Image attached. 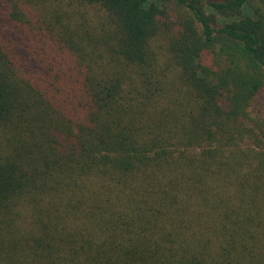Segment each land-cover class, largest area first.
I'll use <instances>...</instances> for the list:
<instances>
[{
    "label": "trees",
    "instance_id": "trees-1",
    "mask_svg": "<svg viewBox=\"0 0 264 264\" xmlns=\"http://www.w3.org/2000/svg\"><path fill=\"white\" fill-rule=\"evenodd\" d=\"M0 264H264V0H0Z\"/></svg>",
    "mask_w": 264,
    "mask_h": 264
}]
</instances>
